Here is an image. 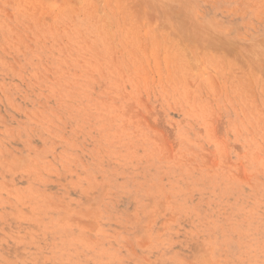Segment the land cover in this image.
<instances>
[{
	"label": "rangeland",
	"instance_id": "rangeland-1",
	"mask_svg": "<svg viewBox=\"0 0 264 264\" xmlns=\"http://www.w3.org/2000/svg\"><path fill=\"white\" fill-rule=\"evenodd\" d=\"M0 264H264V0H0Z\"/></svg>",
	"mask_w": 264,
	"mask_h": 264
},
{
	"label": "bare ground",
	"instance_id": "bare-ground-1",
	"mask_svg": "<svg viewBox=\"0 0 264 264\" xmlns=\"http://www.w3.org/2000/svg\"><path fill=\"white\" fill-rule=\"evenodd\" d=\"M189 31V30H188Z\"/></svg>",
	"mask_w": 264,
	"mask_h": 264
}]
</instances>
